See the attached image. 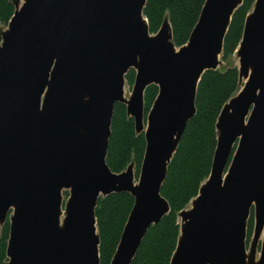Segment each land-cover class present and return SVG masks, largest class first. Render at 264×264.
<instances>
[{
  "label": "water",
  "instance_id": "obj_1",
  "mask_svg": "<svg viewBox=\"0 0 264 264\" xmlns=\"http://www.w3.org/2000/svg\"><path fill=\"white\" fill-rule=\"evenodd\" d=\"M147 0H25L0 45V227L9 219L7 264H100L98 200L129 193L134 205L111 264H131L147 231L169 212L168 167L196 114L202 76L217 70L241 0H206L186 45L165 21L149 32ZM247 82L218 118L209 178L180 212L170 264H253L264 232V0L247 16L237 48ZM136 72L133 96L125 76ZM158 95L144 128V92ZM126 105L146 142L138 184L133 167L106 163L115 105ZM69 191L61 225L62 192ZM264 264V238L261 257Z\"/></svg>",
  "mask_w": 264,
  "mask_h": 264
},
{
  "label": "trees",
  "instance_id": "obj_2",
  "mask_svg": "<svg viewBox=\"0 0 264 264\" xmlns=\"http://www.w3.org/2000/svg\"><path fill=\"white\" fill-rule=\"evenodd\" d=\"M206 0H147L143 16L149 32L156 33L167 20L175 47L187 44L198 22ZM256 0H241L233 14L226 34L221 61L227 62L235 54L242 40L247 16ZM15 13L12 0H0V27L7 26ZM136 72L130 69L125 81L133 84ZM241 86L237 67L205 72L196 95V114L189 121L174 157L168 167L161 195L168 202L170 212L147 231L131 264H170L180 238V212L199 195L201 186L210 176L217 147V121L223 107ZM159 89L150 85L144 92V111L148 114ZM146 148L143 133H136L132 117L124 104L115 105L106 163L114 173H121L134 163L139 174ZM134 198L129 193H114L98 200L95 210L100 237V264H111ZM9 219L0 232V264H7L6 249L9 240ZM254 228V212L247 226V238Z\"/></svg>",
  "mask_w": 264,
  "mask_h": 264
},
{
  "label": "rangeland",
  "instance_id": "obj_3",
  "mask_svg": "<svg viewBox=\"0 0 264 264\" xmlns=\"http://www.w3.org/2000/svg\"><path fill=\"white\" fill-rule=\"evenodd\" d=\"M13 3H18V5L21 7L24 3H25V0H12ZM167 21V20H165ZM9 24V23H8ZM162 26V25H161ZM161 28V27H160ZM159 28V29H160ZM8 29V25L7 26H4L2 25L0 27V45H2V42H3V38H2V35L4 32H6ZM159 31V30H158ZM157 31V32H158ZM156 32V33H157ZM156 33L154 34H151V35H155ZM176 50H179L178 47H176ZM237 52V51H236ZM235 52V54H233L229 60L227 62H222L221 61V58H220V65H219V69H223V68H228V67H237L239 68L240 67V62H239V57L237 56V53ZM135 81V80H134ZM241 81V86H240V89L239 91L237 92V94L233 97V98H236L238 96V94H240V92H242L245 84H246V80L245 79H242L240 80ZM133 89H134V83L133 84H129L127 83V81H125V87H124V98L126 100H130V98L133 96ZM232 98V99H233ZM231 100V99H230ZM229 100V101H230ZM229 103V102H228ZM126 106V105H125ZM147 115L148 114H145L144 116V128L146 130V127H147ZM130 117V116H129ZM139 134V133H138ZM129 166H132L133 167V171H134V179H135V183L138 184V181H139V176H140V172L139 174L137 173L136 171V167H135V164L134 163H131ZM128 166V167H129ZM127 167V168H128ZM124 172V171H123ZM68 196H69V191H64L63 192V217H62V220L64 219L65 217V209H66V203H67V199H68ZM192 208V202L189 204V206L186 208V210H190ZM179 223L180 225L183 224V221L182 219L180 218L179 216ZM254 225H255V219H254ZM1 228L2 226L0 227V232H1ZM263 238H264V232L263 234H261L260 238L258 239V241L254 244V228H253V233L251 235L250 238H247V241H246V244H247V247H246V250H247V256L248 257H252V260H253V264H257L258 261L260 260V257H261V250H262V241H263Z\"/></svg>",
  "mask_w": 264,
  "mask_h": 264
},
{
  "label": "bare ground",
  "instance_id": "obj_4",
  "mask_svg": "<svg viewBox=\"0 0 264 264\" xmlns=\"http://www.w3.org/2000/svg\"><path fill=\"white\" fill-rule=\"evenodd\" d=\"M64 191H68V190H63ZM63 192H62V195H63ZM62 200H63V196H62ZM62 217H63V204H62V210H61V216H60V222H61V225L63 223V220H62Z\"/></svg>",
  "mask_w": 264,
  "mask_h": 264
}]
</instances>
